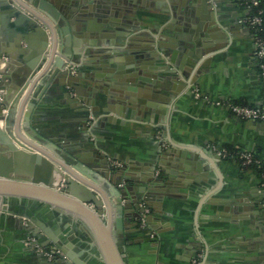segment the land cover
Instances as JSON below:
<instances>
[{"label": "crops", "instance_id": "crops-1", "mask_svg": "<svg viewBox=\"0 0 264 264\" xmlns=\"http://www.w3.org/2000/svg\"><path fill=\"white\" fill-rule=\"evenodd\" d=\"M53 1L74 20V54L66 61L76 72L59 74L61 84L34 108L32 125L79 155L96 149L100 160H87L106 173L116 169L110 175L128 187V209H149L147 227L134 216L126 222L128 264H264L261 178L213 149L264 158V122L216 104L264 103L254 32L242 23L248 9L235 0ZM8 4L0 0V70L15 78L28 56L26 39L37 44L40 37L16 24ZM186 78L208 100L185 87ZM55 212L36 211L52 225ZM28 237L0 213V264L57 261L33 254Z\"/></svg>", "mask_w": 264, "mask_h": 264}, {"label": "water", "instance_id": "water-1", "mask_svg": "<svg viewBox=\"0 0 264 264\" xmlns=\"http://www.w3.org/2000/svg\"><path fill=\"white\" fill-rule=\"evenodd\" d=\"M9 1L16 24L28 34L33 31L40 40L32 44L26 39L28 56L17 66L25 70L19 76H3L5 72L0 70V164L7 163L6 168L0 165V213L15 218L25 236L35 237L44 246L58 247L67 257L66 264L96 260L128 264L126 222L133 216L140 222L142 208L136 204L128 209V187L117 185L110 175L116 169L110 166L106 173L88 161V156L100 160L102 154L96 149L79 155L32 125L34 108L53 83L61 84L59 74L66 70V60L73 57L74 20L53 0ZM7 80L11 85L4 91ZM186 81L185 87H192L195 79ZM202 156L213 162L208 155ZM18 157L29 171L18 174ZM49 210L58 216L53 225L36 213L48 215ZM30 251L47 262L34 248ZM62 260L49 264H61Z\"/></svg>", "mask_w": 264, "mask_h": 264}, {"label": "built area", "instance_id": "built-area-1", "mask_svg": "<svg viewBox=\"0 0 264 264\" xmlns=\"http://www.w3.org/2000/svg\"><path fill=\"white\" fill-rule=\"evenodd\" d=\"M238 4L245 6L249 13L242 20V23L249 26L255 37V59L259 68L260 77L264 86V38L260 36V30L264 25V0H235ZM66 67L72 73L76 72V66L72 62L67 63ZM194 94L199 99L208 100V97L203 96L200 88L197 85H192ZM217 105H226L232 113L244 120H251L256 122H264V103L257 105H245L234 102H221L217 101ZM219 157L227 159L233 158L241 166L247 167L251 164H261L262 159L256 157L252 151L241 150L235 148L234 153H231L226 147L219 148L213 146ZM110 162L115 168H122L124 166L123 161L119 159H110ZM158 173V172H157ZM262 185L264 186V171L261 175ZM120 186H124V183H120ZM149 209L142 204V212L140 213V223L142 226H148ZM152 237L156 236V232H151ZM25 246L34 248L38 254L44 256L50 261L63 259L67 260L66 255L56 246H44L38 243V239L33 236L28 237L25 240ZM194 264H199L198 260H194Z\"/></svg>", "mask_w": 264, "mask_h": 264}, {"label": "trees", "instance_id": "trees-1", "mask_svg": "<svg viewBox=\"0 0 264 264\" xmlns=\"http://www.w3.org/2000/svg\"><path fill=\"white\" fill-rule=\"evenodd\" d=\"M260 36L264 38V25L262 27V30H260ZM226 148L231 152V153H234V150L235 148L233 146H226ZM253 154L258 157V158H261L262 159V163L261 164H251L250 166H247L245 168H248V167H251L253 169H255V171L258 173L259 177L261 178V175H262V172L264 171V158L253 152ZM227 159H233V158H227ZM240 165V164H239ZM241 166V165H240ZM243 167V166H241Z\"/></svg>", "mask_w": 264, "mask_h": 264}, {"label": "bare ground", "instance_id": "bare-ground-1", "mask_svg": "<svg viewBox=\"0 0 264 264\" xmlns=\"http://www.w3.org/2000/svg\"><path fill=\"white\" fill-rule=\"evenodd\" d=\"M21 71H25L24 70V68H21ZM4 89V88H3ZM2 122V121H1ZM3 122H4V119H3ZM19 158V157H18ZM24 163L22 162V160L19 158V171H17L18 172V174H21V171L22 170H25V171H29L27 168H25L24 166H22ZM0 165H4V167L6 168V166H7V163H3V164H0ZM40 168H41V164L40 165H38Z\"/></svg>", "mask_w": 264, "mask_h": 264}]
</instances>
